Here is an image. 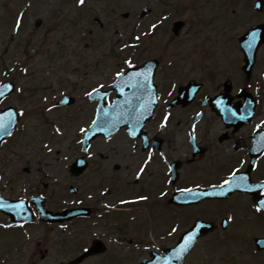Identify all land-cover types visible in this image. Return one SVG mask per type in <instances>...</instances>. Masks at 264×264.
Wrapping results in <instances>:
<instances>
[{"label": "rangeland", "instance_id": "rangeland-1", "mask_svg": "<svg viewBox=\"0 0 264 264\" xmlns=\"http://www.w3.org/2000/svg\"><path fill=\"white\" fill-rule=\"evenodd\" d=\"M75 1L0 0V64L7 60L11 66L9 71L13 73L9 75L0 66V83L8 76L18 82L23 91H16L8 102L25 112L21 128L0 151V191L6 197L18 198L38 187L48 195L56 192L57 196H63L61 204L59 202L61 207L77 202L67 188L73 184L81 188L84 197L93 196V193L97 196L98 201L95 196L85 200L88 206H97V224L76 222L60 230L32 228L26 238L25 233H12L17 236L15 239L0 230V260H7L6 264H68L87 244L86 240L79 242L73 236L76 229L77 234L87 237L85 239L103 235L111 247L110 257L95 258L86 264H137L143 259L140 257L145 254L144 249L153 247L145 237L148 234L152 236L153 227L160 235L176 226L178 231L170 239L159 242L165 247L172 246L182 231L189 227L190 218L187 216L190 211L178 216L172 212L169 217L164 210V215L158 219L161 211L156 204L164 203L157 198L134 206L131 213L121 216V220L118 211H113L109 217H100L107 203L115 204L123 199V195L137 197L130 188L123 186L118 177L112 178L116 175L111 173L112 164L121 161L110 153L114 146L120 148L122 137L110 145L103 142L95 145L98 157L104 155L107 161L97 159L84 177L72 180L66 168L79 153L76 149L78 129L89 120L88 111L83 107L87 108L88 104L90 110V105L83 97L92 87L124 68L127 58L132 62L154 57L162 61L174 59L173 67L177 68L178 57L181 61L178 67L180 76H186L182 80L191 75L204 78L208 72L217 76L215 82L209 81V89L217 88L226 79L222 77L224 71L211 67L210 54L220 57L222 45L221 37L211 24L213 13L208 12L205 0H87L84 6H78V0ZM144 6H150L153 12L146 22H140ZM125 13L129 14L128 19L123 18ZM165 15L170 18L163 21ZM95 18L101 20L103 28L96 24ZM18 20L21 25L19 31L16 30ZM159 20L163 21L162 31L147 38L144 45H139L140 49H128V43L139 44L135 37L142 38L143 31ZM177 20L186 23L178 38L172 33L173 23ZM164 46L168 50L166 53L162 49ZM157 48L162 52L160 49L161 53H156ZM161 54L163 58L159 57ZM16 63L27 68V72L19 74L14 68ZM70 92L79 99L77 103L80 106L62 112L56 109L48 111V106L55 104L57 97ZM43 96L48 98L42 101ZM57 128L60 129L59 134L55 131ZM57 160L60 163H56ZM25 167L32 173L26 175L23 172ZM102 191L108 193L103 195ZM164 202L167 203V199ZM230 204L232 209L210 203L201 210H191L195 217L203 215L212 221L233 216L237 218V224L234 223L224 233L220 229L205 237L187 257L185 264H264V253L256 252L252 242L254 236L264 237V216L250 210V203L243 198ZM246 208L252 213L244 214ZM217 211L222 214L219 216ZM122 222L124 227L120 230L118 227ZM143 238L146 240L142 241ZM130 241L135 242L133 246L123 244ZM19 242L24 243L19 245ZM46 251L47 258H40ZM6 254L10 257L5 258Z\"/></svg>", "mask_w": 264, "mask_h": 264}, {"label": "flooded vegetation", "instance_id": "flooded-vegetation-1", "mask_svg": "<svg viewBox=\"0 0 264 264\" xmlns=\"http://www.w3.org/2000/svg\"><path fill=\"white\" fill-rule=\"evenodd\" d=\"M205 1L208 12L214 15L211 24L216 34L228 39L221 45V52L229 50L232 56L235 51V58L231 57L228 65V69L235 73H229L217 88L209 89V81L216 80L213 73H206L204 78L191 75L182 80L172 62L159 61L156 73L159 103L153 119L141 129L144 136H133L125 129L121 131L120 148L114 146L110 153L121 161L112 164L111 173L116 174L112 178L118 177L137 197L159 199L163 195L170 197L181 189L219 185L234 169L240 170L238 174L246 173L253 157L255 165L250 177L253 182L264 181V6L257 8L258 0ZM254 30L257 31L246 48L251 53L247 57L241 39ZM251 56V72L245 73ZM223 58L216 56L215 60ZM179 81L183 82L178 84ZM227 81L230 83V106H244L250 102L251 108L254 107L252 113L239 108L233 111L227 106L228 117L224 119L216 116L210 105H204L208 99L216 98L224 91ZM190 82L200 86L195 101L187 107H170L178 97L179 87ZM254 149L258 152L253 153ZM149 153L152 160L137 179L138 170ZM173 164L179 167V179L174 184ZM237 196L251 199L241 194H234L232 198ZM207 204L204 202L196 207L202 209ZM55 207L60 208L58 200H55Z\"/></svg>", "mask_w": 264, "mask_h": 264}, {"label": "snow or ice", "instance_id": "snow-or-ice-1", "mask_svg": "<svg viewBox=\"0 0 264 264\" xmlns=\"http://www.w3.org/2000/svg\"><path fill=\"white\" fill-rule=\"evenodd\" d=\"M78 3H79L80 6H84L85 5V0H78ZM261 6H264V0H258V3L256 5V7L260 8ZM164 19H167V17H165ZM20 26H21L20 25V20H18L17 24H16V30L17 31H19ZM158 26L159 25H157V24H152L151 25V30L155 31L158 28ZM148 34L149 33H144V35H148ZM135 39L137 41H140L141 37L140 36H136ZM125 63L128 65L129 68H134L135 67V65L130 60H126ZM23 71L26 73L27 72V68L23 69ZM124 76H125V72H117L116 73V78L117 79H122ZM141 76H144V74L143 73H137L136 74L137 78H139ZM144 84L145 85L147 84V79L146 78L144 80ZM101 87H103V85H101ZM13 89H14V85L11 82L6 83L3 86H0V97L4 96L6 92H12ZM15 90L16 91H20V92L23 91V89H21V88H15ZM88 95L92 96L93 93L90 92V93H88ZM48 111H51V109H48ZM19 115L23 116L24 113L21 112V113H19ZM12 123H13L12 114L9 113V124H12ZM95 124H96V122L93 121V125H95ZM162 126H164V125H162ZM0 128H6V126L3 125V124H0ZM55 131L58 134L60 133V129L59 128H57ZM88 131H89V129H84V128L81 129V132H83L85 134H87ZM132 134L134 136L135 132H133ZM45 147H47V145ZM49 151H51L50 148H49ZM84 151L87 152L88 149L85 148ZM161 155H163V154H161ZM65 159H67V158H65ZM151 160H152V154L149 153V155L147 157V160L144 162V165L142 167H140L139 170H138L137 179H139V177L144 174L145 168L147 167V164L149 162H151ZM239 171H240L239 169L232 170L230 177L223 179V182L221 184L213 185V187H220L221 189L227 188L229 190H231L233 188H235V189H243L246 193H252V194H259L260 192H264V185H260L258 187H252L251 185H249L247 183V178L246 177L238 176ZM180 191L186 192V193H191L192 190L191 189H181ZM221 194H224V193L222 192ZM203 195H209V193H203ZM147 199H148V197H146V196L139 197V200H141V201L147 200ZM135 202H138V201H122V203H135ZM2 206L3 205H0V207H2ZM261 210L262 209L259 206L256 208L257 212H259ZM173 231H175V229H173ZM194 239H195V233L189 234V236H188L187 240L185 241L184 245L181 247L180 252L177 253V258L178 259L181 258L183 253L188 251V249L191 246V244L193 243ZM258 243L261 244L262 246H264V241H258ZM85 251H87V249H85Z\"/></svg>", "mask_w": 264, "mask_h": 264}, {"label": "water", "instance_id": "water-1", "mask_svg": "<svg viewBox=\"0 0 264 264\" xmlns=\"http://www.w3.org/2000/svg\"><path fill=\"white\" fill-rule=\"evenodd\" d=\"M11 94V92H6L5 93V95L4 96H2V97H0V101H2L5 97H7L8 95H10ZM9 113H11L12 114V120H13V123L12 124H9ZM18 120H19V117H18V115H17V113L15 112V110L14 109H10V110H7V111H4V112H0V124H3V125H5L6 126V128H0V147H1V145H2V143L11 135V133L14 131V129H15V127H16V125H17V123H18ZM77 175H79V174H81L82 172H75ZM224 193V194H221V193ZM230 192V191H229ZM218 193V195H215V194H217ZM227 193V189L225 188V189H219V190H211V191H209V195H204V197L203 198H200L199 200H201V199H205V198H226V197H228V195L226 194ZM229 194V193H228ZM227 195V196H226ZM177 200H179L178 201V203L179 204H190V203H193V202H195V201H198L197 200V197H195V198H192V197H190L189 195H187V194H185V195H182L181 197H178V199ZM260 205L263 207V209H264V200L260 203ZM198 229L199 230H201L202 228L201 227H198ZM211 230V228L209 229V228H203L202 230H201V234H203V233H207V232H209ZM193 233H197V232H193ZM189 234H192V233H188V234H186L184 237H185V239H184V241H183V244L182 245H180L177 249H175V250H171V251H169V252H167L166 253V257H162V258H159L158 259V261L159 262H164V264L168 261V260H170V261H172L173 260V262H177V261H179V259L177 258V253H179L180 252V249H181V247L184 245V243H185V241L187 240V238H188V236H189ZM196 240H197V235H195V239H194V241H193V243L191 244V246L189 247V249H188V251L194 246V244H195V242H196ZM258 241H264V240H257V244H258V246L261 248V249H263L264 248V246H262L261 244H259L258 243ZM188 251L187 252H185V253H183L182 255L183 256H185L187 253H188ZM174 257H176V258H174ZM82 260V259H81ZM181 263L183 262V260H181L180 261ZM148 264H150V263H148Z\"/></svg>", "mask_w": 264, "mask_h": 264}]
</instances>
